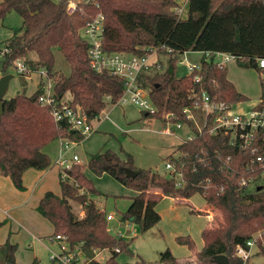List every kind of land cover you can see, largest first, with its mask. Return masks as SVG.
<instances>
[{"label":"trees","instance_id":"16d2710c","mask_svg":"<svg viewBox=\"0 0 264 264\" xmlns=\"http://www.w3.org/2000/svg\"><path fill=\"white\" fill-rule=\"evenodd\" d=\"M70 0H0V19L15 10L23 24L7 46L10 53L0 62L4 74L17 58H24L35 68L44 67L54 79L57 101L71 93L70 105L79 106L90 121L96 119L108 103L116 104L125 90L124 79L109 71H96L90 66L88 43L80 34L81 27L102 13L105 17L103 44L108 52L145 54L157 48L162 69L144 71L139 83L149 91L158 111L146 117L161 118L164 112L190 123L183 108L192 104V92L208 91L215 100L230 104L247 100L227 77V67L216 62L218 52L233 55L239 66L256 68L264 58V0H189L187 17H182L176 0H94L79 1L68 12ZM56 51L70 64V73H58ZM187 51L203 52L200 69L195 75H178L179 61ZM35 53L37 60L30 55ZM40 83L31 95L17 94L4 99L0 117V172L9 176L14 186L24 189L23 174L29 168L46 169L52 161L43 148L56 138L79 141L85 136L70 129L66 121H56L51 105L40 101ZM107 96L111 100L106 99ZM264 102V91L262 93ZM258 152L264 155V129L256 134ZM175 158L184 171L186 183L176 186L174 179L153 169L138 168L132 155L122 159L106 150L91 154L86 165L74 164L60 172L61 194L47 192L38 211L54 225V234L64 233L73 246L83 241L85 251L107 249L109 257L94 259L88 264H121V253L133 255L127 239L109 231L107 214L92 196L100 194L85 174L111 175L123 185L138 191L129 207L121 213L123 221L141 226L142 232L161 219L156 205L164 195L188 198L201 193L207 202L219 209L223 225L197 253L199 263L220 264L214 257L228 256L229 264H250L237 254V246L245 245L254 233L264 231V186L251 189L241 184V177L252 168L253 155L231 143L224 131L209 134L196 131L192 139L178 145ZM126 168L137 172L129 176ZM63 172L68 177L64 179ZM72 179V180H71ZM72 201L82 205L78 216ZM4 221L0 220V228ZM119 247L120 252L115 248ZM17 244L7 240L0 244V264H16ZM259 253L264 245L259 242ZM32 264H37L33 262ZM154 264L182 263L167 248ZM192 264V263H191ZM264 264V261L261 263Z\"/></svg>","mask_w":264,"mask_h":264},{"label":"built area","instance_id":"2783aa9c","mask_svg":"<svg viewBox=\"0 0 264 264\" xmlns=\"http://www.w3.org/2000/svg\"><path fill=\"white\" fill-rule=\"evenodd\" d=\"M84 2H92L94 0H79ZM78 1V2H79ZM75 0H70L68 4V12L72 13L77 6ZM105 17L99 13L94 18L88 20L80 29L82 38L88 43V56L90 66L96 71H109L112 74L118 75L124 79L125 90L123 95L116 104L133 103L139 106L146 114H155L158 109L149 96L147 88L139 83V76L144 71L151 69H161L162 65L158 59L152 60V56L159 54L157 48H150L149 52L141 54H132L125 52H108L103 44ZM188 52V51H187ZM10 53V48L5 46L0 49V62ZM186 53V52H185ZM184 53V54H185ZM235 57L229 53L218 52L216 54V62L220 67L226 66L227 62ZM184 61L180 59V63ZM258 66L264 70V58L258 59ZM10 67H13L18 74L30 76L33 72L38 71L45 80H43V91L40 95V101L43 104L51 105V112L56 121H66L70 125V129L80 132L86 136L93 131L92 121L82 111L79 106L70 105L68 100L57 101L54 95V78L50 77L48 70L44 67L35 68L30 65L24 58H17ZM188 75H195V79H199L197 71L200 69V63H188L186 61ZM192 104L183 108L185 117L190 122H184L176 118L175 113L162 114L165 122L163 132L166 134H175L178 130L186 128L189 131L200 132L206 130L209 134H217L219 131H224L231 135V143L239 145L242 149L250 151L253 155L252 168L250 172L241 177V184L251 188L264 186V155L258 152V147L255 144L257 131L264 129V102H261L251 107L246 111L237 110L236 103L230 104L225 101H217L213 99L208 91L200 93L192 92ZM108 101L111 100L107 96ZM102 113V112H101ZM109 118L108 113L104 117L101 114L96 119ZM194 135H188L186 139H192ZM73 142L66 141L64 150H67ZM174 157H177L173 155ZM74 160H78V155L73 156ZM67 159L64 155L60 160L63 169H70L67 164ZM169 178L174 179L176 186L182 187L185 183L184 171L177 165L175 158H169L164 166ZM63 178L68 177L66 172H63ZM114 218L113 213L107 215L108 221ZM125 231L118 230L116 235L126 237V231L133 227L132 221H123ZM51 240L55 242L57 248L50 249L49 260L51 264H88L94 259L105 258L106 249H92V255H89L84 247V242L81 241L77 245L71 244L67 234L56 233ZM259 242L264 245V231H257L252 237L247 240L245 245L237 246V254L244 261L250 260L252 249H259ZM120 252V248H115Z\"/></svg>","mask_w":264,"mask_h":264},{"label":"crops","instance_id":"0c3cea01","mask_svg":"<svg viewBox=\"0 0 264 264\" xmlns=\"http://www.w3.org/2000/svg\"><path fill=\"white\" fill-rule=\"evenodd\" d=\"M176 1L180 5L179 11L182 17H187L189 0ZM0 21L3 23L4 18ZM17 30L18 29L13 31L10 39ZM190 52L199 51H188L182 55L185 56ZM199 53L201 54L200 57L202 58L203 52ZM30 57L34 61L37 60L36 56L30 55ZM155 58L156 57L154 55L151 59L155 60ZM185 60L188 63H200V61L192 62L188 60L187 56ZM231 60L236 61V59ZM3 75L5 74L2 72V70H0V79ZM22 76L25 78L26 82L23 87L24 92L20 94L25 95L33 94L39 87L40 83L45 80V77H43L38 71L33 72L30 76ZM11 82L12 79L8 88H10ZM13 96L15 95L12 94V96L8 98ZM8 98H6L4 95V99ZM246 98L247 100L236 103L237 110L246 111L251 107L258 105L262 100V93L255 100H252L247 96ZM70 99H68V101ZM107 113L110 118V113ZM101 119L98 120L101 121ZM160 119L164 122L163 117ZM99 121L96 125L92 122L93 131L86 135L82 140L75 141L68 138H56L44 146L43 151L49 155L52 164L46 169H27L23 174V190L16 188L11 178L0 172V220L4 221V225L0 228V244L5 243L7 240L17 244V250L15 254L16 264H32L33 262H36L37 264H51L50 260L48 263L43 262L41 249L38 248L37 243H40L41 246L45 247L48 252H50V249L57 248L55 242L51 240L52 236L54 235V225L38 211L37 207L41 198L47 192L51 191L56 194H61L60 172H62L64 168V166L60 164L62 155H64L68 160L67 164L70 166L89 162L91 154L95 152L89 153V151L86 150L88 155L86 160H83L81 154L77 151L75 152L74 150L78 146L86 147L87 143L93 137V132L95 129H97ZM66 141H71L73 143L67 150H64V143ZM102 149H104V147H102ZM108 149L110 148H105L104 151ZM70 152H73L72 155H69ZM75 154L79 157L77 161L73 158ZM121 156L124 157L123 154H121ZM69 161L72 163H69ZM135 166L138 168H144L136 163ZM84 172L88 177L92 178L93 181L94 178L98 177L89 171L88 168H86ZM121 185L123 184L121 183ZM96 188L99 190L98 187ZM120 188L121 189L119 192H117L118 194H116V196L121 194L123 196H131L129 202L126 204L127 209L132 201V198L138 195L139 192L134 189L125 190L122 186ZM99 191L104 193L102 190ZM92 199L95 200L97 206L100 207V209H102L107 215L109 213L114 214V218L108 221V229L110 232L115 234L118 230H126L122 223L123 220L121 219V211H107L108 198H106L103 194H99L95 195ZM156 210L159 212L161 219L154 227L149 230L151 231V235L148 236L150 237L149 240L152 242V244H154L153 248L156 251V253L152 255L153 260L158 259L160 257V253L169 248L182 263L191 261L195 262L197 253L205 247V245L214 237L215 233L223 225L221 211L210 205L205 197L199 192L188 198L164 195L156 205ZM82 215L83 208L79 216ZM136 225L138 224L133 222V227L126 231L127 236L125 238L131 239L137 236V229L135 228ZM158 236L162 237V239L160 238L162 240L160 246H157V244L160 243V239L156 240V237ZM27 239H29V243H27ZM255 253H259L258 248L252 249V256ZM136 254L139 260H143L140 253ZM108 257L109 251L106 249L105 258H100L99 260L104 261Z\"/></svg>","mask_w":264,"mask_h":264},{"label":"rangeland","instance_id":"374dc122","mask_svg":"<svg viewBox=\"0 0 264 264\" xmlns=\"http://www.w3.org/2000/svg\"><path fill=\"white\" fill-rule=\"evenodd\" d=\"M75 1L78 2L79 0ZM22 23L23 21L21 16L15 10H11L7 13L4 17L3 23L0 21L1 48L7 46L6 44L9 42L11 34L14 30L21 28ZM31 55L37 57L35 53H32ZM186 56L188 60L192 62H198L202 59L199 52H190L185 56L182 55L180 59L184 62L179 65V76L187 73L185 60ZM56 57V69L59 71L58 73L69 74L71 70L70 64L65 60L63 54L60 51H56ZM155 57L158 60L161 58L160 54L155 55ZM226 66L228 78L231 82H233L238 92L252 100H255L261 95V93H263L264 72H260L256 68L239 66L235 60H231L226 64ZM7 71L8 73L13 74L14 77L12 78L10 88H8L5 94L6 98L12 96V94L17 95L23 93V87L26 82L25 78L21 74H18L13 67H9ZM71 96V93H67L64 99L68 100ZM107 112L110 113V118H103L101 121L94 119L92 121L95 125L99 121V125L93 132V137L87 143L86 147L78 146L74 150L75 152L77 151L81 154L83 160H86L88 155L86 150L89 151V153H96L99 151L103 152L105 148H110L108 150L116 152L122 159H127V154H130L134 159V164H139L144 167L143 169L151 168L162 175H166L167 172L164 166L168 161L169 156L179 155V143L182 142L183 139L187 138L188 135H194V131H189L186 128L178 130L176 134L170 135L164 133L162 129L165 127V123L161 119L146 117L145 112L139 106L130 102L117 105L108 103L102 111L101 116L104 117ZM102 147H104V149H102ZM73 152H70L69 155H72ZM121 154H123L125 158L122 157ZM69 163L72 162L69 161ZM86 164L87 163H83L82 165ZM90 179L92 180V178ZM93 184L98 187L99 190L104 192L102 193L95 187L100 194H103L109 199L107 211H121L122 213L126 210V204L129 202L131 196H123L122 194V196H116V194H118L117 192H119L121 186L125 190H131L132 188L121 185L118 180L107 173H104L101 177L98 176L94 178ZM262 185H264V182ZM254 187L255 186L252 185L251 189H254ZM71 203L75 213L79 216L82 212V205L76 201H72ZM135 228L137 229V236L131 243V249L134 251L133 255L123 252L119 255L118 261L121 264H154L159 260V258L154 260L152 259V255L156 253V251L153 248L154 244H152L149 240L150 237H148L151 235V231H149L150 229L146 232H142L140 225H136ZM160 238L162 239V237L158 236L156 237V240ZM161 239L157 246L161 245ZM27 240V243H29V239ZM37 244L38 248L41 249L43 262L48 263L49 252L45 247L41 246L40 243ZM136 253H140L143 260H139ZM263 261L264 255L255 253L250 259V264H261ZM187 263H199L197 256L195 262L191 261Z\"/></svg>","mask_w":264,"mask_h":264},{"label":"water","instance_id":"95a60500","mask_svg":"<svg viewBox=\"0 0 264 264\" xmlns=\"http://www.w3.org/2000/svg\"><path fill=\"white\" fill-rule=\"evenodd\" d=\"M13 78V74L7 73L3 75L0 79V117L4 112V95L9 87L10 81ZM126 172L129 176H135L137 174L136 171L126 168ZM215 261L220 264H229L228 256L225 254H219L214 257Z\"/></svg>","mask_w":264,"mask_h":264}]
</instances>
